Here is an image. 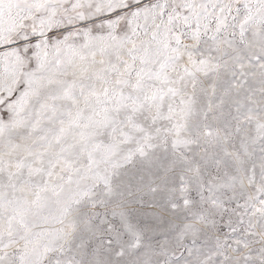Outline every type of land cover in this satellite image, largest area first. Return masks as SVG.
<instances>
[{
	"label": "snow or ice",
	"instance_id": "obj_1",
	"mask_svg": "<svg viewBox=\"0 0 264 264\" xmlns=\"http://www.w3.org/2000/svg\"><path fill=\"white\" fill-rule=\"evenodd\" d=\"M0 264H264V0H0Z\"/></svg>",
	"mask_w": 264,
	"mask_h": 264
}]
</instances>
